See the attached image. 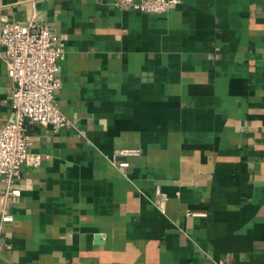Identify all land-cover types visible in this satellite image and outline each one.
<instances>
[{
    "label": "crops",
    "instance_id": "1",
    "mask_svg": "<svg viewBox=\"0 0 264 264\" xmlns=\"http://www.w3.org/2000/svg\"><path fill=\"white\" fill-rule=\"evenodd\" d=\"M18 1L0 24L62 41L72 126L26 125L40 162L0 178V264H264V0ZM10 93L0 58V127Z\"/></svg>",
    "mask_w": 264,
    "mask_h": 264
},
{
    "label": "built area",
    "instance_id": "2",
    "mask_svg": "<svg viewBox=\"0 0 264 264\" xmlns=\"http://www.w3.org/2000/svg\"><path fill=\"white\" fill-rule=\"evenodd\" d=\"M37 0H19L35 3ZM142 13L163 14L178 4V0H121ZM0 47L4 49L0 58L5 64L11 82L10 117L0 127V178L12 183L21 179L23 165L38 166L39 156L28 154L31 144L27 124L51 127L57 131L70 128L72 123L55 103V93L61 88L57 73L64 55L61 40H54L49 27L40 22L35 14L27 22L12 21L0 24ZM138 149L119 152L122 157H134ZM125 169L128 163L120 162ZM18 196L19 191L9 192ZM8 215L3 221H11Z\"/></svg>",
    "mask_w": 264,
    "mask_h": 264
}]
</instances>
